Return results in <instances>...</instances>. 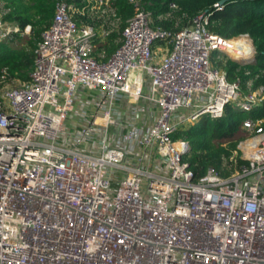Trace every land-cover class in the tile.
I'll return each instance as SVG.
<instances>
[{"label": "built area", "instance_id": "obj_1", "mask_svg": "<svg viewBox=\"0 0 264 264\" xmlns=\"http://www.w3.org/2000/svg\"><path fill=\"white\" fill-rule=\"evenodd\" d=\"M115 1L90 9L114 14ZM131 1L136 13L109 58L93 50L119 22L78 26L85 9L61 1L30 80L4 83L3 71L0 264H264V117L243 121L250 134L231 160L246 163L229 177L209 168L196 179L190 143L173 139L228 106L263 104V87L245 93L211 62L215 51L254 60L253 42L252 56H233L207 13L170 32ZM19 32L0 16V41Z\"/></svg>", "mask_w": 264, "mask_h": 264}, {"label": "trees", "instance_id": "obj_2", "mask_svg": "<svg viewBox=\"0 0 264 264\" xmlns=\"http://www.w3.org/2000/svg\"><path fill=\"white\" fill-rule=\"evenodd\" d=\"M61 1L73 4L80 10L85 9L74 14L78 26L99 29L114 19L119 22V27L107 40L97 41L93 55L100 60L102 55L104 60L109 58L120 47L121 34L136 13L135 3L131 0H116L112 6L115 16L110 10L92 11L89 0H0L2 19L20 28L19 33L0 41V78L3 71L7 74L4 83L20 84L30 80L38 44L43 32L52 24L56 6ZM136 1L150 12L155 29L178 32L189 27L200 14L207 13L211 33L226 40L249 36L256 50L254 60L241 62L221 53L223 61L217 59L213 52L211 62L227 75L229 81L240 80L245 93L264 88V0H228L224 5H220L222 0ZM172 3L175 7H171ZM28 26L31 31L25 34ZM249 113L254 119L264 117V102ZM246 116V112L228 106L222 118L206 116L174 134L173 139L188 141L191 145L184 161L189 163L196 179L204 176L209 168H215L223 177H229L246 163L242 159L236 163L231 160L239 142L250 134L243 128Z\"/></svg>", "mask_w": 264, "mask_h": 264}, {"label": "bare ground", "instance_id": "obj_3", "mask_svg": "<svg viewBox=\"0 0 264 264\" xmlns=\"http://www.w3.org/2000/svg\"><path fill=\"white\" fill-rule=\"evenodd\" d=\"M233 40V39H232ZM247 40V39H246ZM252 42V41H251ZM250 45V40H236L233 42V45L225 46L223 49L233 55V56H243V57H249L251 55V47H248Z\"/></svg>", "mask_w": 264, "mask_h": 264}, {"label": "rangeland", "instance_id": "obj_4", "mask_svg": "<svg viewBox=\"0 0 264 264\" xmlns=\"http://www.w3.org/2000/svg\"><path fill=\"white\" fill-rule=\"evenodd\" d=\"M0 7H2V3L0 4ZM0 16H1V13H0ZM249 39L250 40V42L252 41V39H250L249 37H236V38H233V40H231L232 42H234V41H236V40H245V42L247 41L246 39ZM253 42V41H252ZM250 44H252V43H250ZM214 53H216L215 55H216V58L217 59H219V60H223V61H225L224 60V58H223V56H222V54L221 53H219V52H214ZM214 55V56H215ZM213 65V64H212ZM144 77L147 79V75H146V73H144ZM145 88H144V92H146V93H148V88H147V84L145 83ZM246 117L247 118H249L250 116H251V114L249 113V112H246ZM200 121V120H199ZM199 121H196V122H188V123H186V124H184V126L183 127H185V128H187L188 126H191V125H194V124H196V123H198Z\"/></svg>", "mask_w": 264, "mask_h": 264}, {"label": "water", "instance_id": "obj_5", "mask_svg": "<svg viewBox=\"0 0 264 264\" xmlns=\"http://www.w3.org/2000/svg\"><path fill=\"white\" fill-rule=\"evenodd\" d=\"M226 2H228V0H222V1L220 2V5H224ZM254 51H256V50H255V47H254ZM235 60H237V61H241V62L248 61L247 59H242V58H235Z\"/></svg>", "mask_w": 264, "mask_h": 264}, {"label": "crops", "instance_id": "obj_6", "mask_svg": "<svg viewBox=\"0 0 264 264\" xmlns=\"http://www.w3.org/2000/svg\"><path fill=\"white\" fill-rule=\"evenodd\" d=\"M124 111H125V110H124ZM125 113H127V114H130L131 112H130V110H129V111H128V110H126V111H125Z\"/></svg>", "mask_w": 264, "mask_h": 264}]
</instances>
